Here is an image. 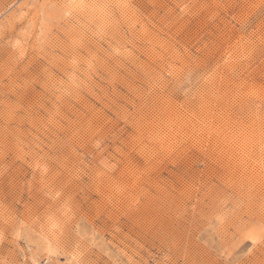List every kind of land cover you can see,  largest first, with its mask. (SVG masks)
<instances>
[{
    "label": "rangeland",
    "instance_id": "rangeland-1",
    "mask_svg": "<svg viewBox=\"0 0 264 264\" xmlns=\"http://www.w3.org/2000/svg\"><path fill=\"white\" fill-rule=\"evenodd\" d=\"M0 264H264V0H0Z\"/></svg>",
    "mask_w": 264,
    "mask_h": 264
}]
</instances>
